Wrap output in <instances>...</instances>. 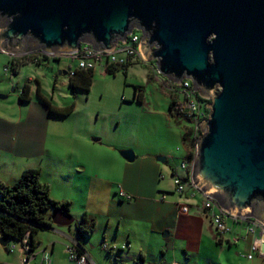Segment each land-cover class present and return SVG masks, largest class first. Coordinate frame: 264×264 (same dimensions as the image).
Listing matches in <instances>:
<instances>
[{"label": "water", "instance_id": "95a60500", "mask_svg": "<svg viewBox=\"0 0 264 264\" xmlns=\"http://www.w3.org/2000/svg\"><path fill=\"white\" fill-rule=\"evenodd\" d=\"M134 31L145 62L169 82L190 79L212 101L200 125L195 186L230 216L264 225V0H0V51L13 58L71 57L82 45L112 52ZM119 153L136 161L132 150ZM51 221L75 226V244L87 252L82 242L93 233L80 237L61 210ZM30 245L35 260L42 243Z\"/></svg>", "mask_w": 264, "mask_h": 264}, {"label": "crops", "instance_id": "0c3cea01", "mask_svg": "<svg viewBox=\"0 0 264 264\" xmlns=\"http://www.w3.org/2000/svg\"><path fill=\"white\" fill-rule=\"evenodd\" d=\"M13 59L16 58L10 57L9 63ZM139 65L143 67L142 64ZM56 72L51 76L52 94L44 86V79L48 80L44 72H42L44 79L42 75L28 79L26 83L31 87V100L27 103L20 101L24 86L11 91L13 81L0 83V95L5 96L4 99L0 98V154H9L18 147L13 149L7 144V141L10 142L9 137L18 135L24 139L26 148L30 150L26 153L38 156V151L35 149L37 146L33 141V132L38 129L48 131L47 128L51 122L63 121L73 115L75 109L66 117L52 114L44 99L39 95V89H41L42 95L58 109L72 105L71 103L61 104L55 100L56 90L60 88L58 85L61 77H68L70 87L69 76H57ZM10 91L15 93L22 111V115L17 120L15 119L16 122L10 121L6 115L8 107L5 103L11 97ZM135 93L133 100L124 101V104L137 103L138 101L134 100ZM169 108L170 100L167 105V112L170 115ZM94 142L98 147H103L101 146L102 140ZM37 145L42 152L45 148L44 143ZM15 155L18 156V154ZM21 156L28 158L27 155ZM161 157L166 158V163H160L158 161L160 157L136 155L137 164L126 172L121 181L107 182L100 175H91L92 181L88 184L84 195L83 212H78L75 217L76 224H80L84 216L96 221V231L91 235L93 238L90 236L82 242L93 262L111 264L113 260H119V263L123 261V257H126L128 261L135 264H264V256L260 254H257L253 260L242 257L249 254L252 244L261 238L260 230L255 235H249L246 223H235L230 219L228 223L233 228L232 234L218 237L211 222L204 217L200 209L204 194L196 191V196L190 199V194L193 193L190 191L186 195L189 200L177 194L172 179L173 171L176 169L171 166L169 178L162 176L161 165L168 164L169 158ZM184 160H188L187 153ZM0 180L7 185H13L18 181L12 177L11 179L0 177ZM169 182L173 183V189L165 188L164 184ZM182 204L189 205L187 214L180 211L179 205ZM51 214L52 211L49 213L50 217ZM70 215L74 216L71 212ZM52 226L54 229L58 227L53 224ZM75 229L74 226L69 227V230L66 227H60L58 230L50 231L53 232L50 237L38 234L35 242L37 246L42 243V248L36 250L38 255L35 260L46 256L51 264H72L67 257V248L75 244ZM12 242L13 240H10L8 245ZM104 245L111 251L104 249ZM44 249L46 252L43 254ZM182 257L185 259L184 263H181ZM43 258L41 262L35 264H46ZM22 260L21 246L19 248L17 246L14 253H9L7 247L0 244V264H21Z\"/></svg>", "mask_w": 264, "mask_h": 264}, {"label": "rangeland", "instance_id": "374dc122", "mask_svg": "<svg viewBox=\"0 0 264 264\" xmlns=\"http://www.w3.org/2000/svg\"><path fill=\"white\" fill-rule=\"evenodd\" d=\"M138 33L141 36V33ZM9 58V55L0 51V83L13 81L14 85L10 89L13 91L14 88L27 84L31 77L43 76L44 72L48 77L46 81L43 76L44 86L52 94L51 76L54 71L51 68L44 64L39 67L30 63L20 67V72L15 74ZM49 64L57 72L61 69L59 67L74 69L77 66L70 58H62L60 62L51 61ZM7 67L10 68L8 72ZM143 67L133 64L127 72L118 71L115 75H109L106 69L99 65L95 70L94 83L89 93H75L71 86H68V77H61L55 100L61 104H74L75 112L63 121L51 122L48 131L38 129L33 132L38 156L26 153L30 150L26 148L22 137H9V147H18L9 154H0V177L19 180L25 170L42 168L41 181L49 187L52 199L72 203L71 213L75 220V215L83 212L86 188L92 181L90 177L97 174L107 182L121 181L126 172L137 164L125 161L119 153L121 150H132L136 155L145 157H168L169 163L161 165V175L167 178L171 166L178 169L184 159L186 149L182 137L192 126L168 114V90L157 80L158 75L152 73V67ZM150 74L156 75L154 81L149 80ZM137 86L144 87L145 101L141 104H124V101L133 100ZM11 91V97L5 103L8 107L6 115L10 121L16 122L22 111L15 93ZM96 139L102 140L103 147L97 146L94 142ZM41 143L45 145L42 152L37 145ZM21 155H27L28 158ZM169 183L164 184L165 188L173 189V183ZM51 233L53 232L45 229L38 234L50 237L53 235ZM17 246L20 247L19 244ZM67 257L70 261L68 253ZM42 258L35 260L36 262L32 261L33 264L41 262ZM181 259V263H184L185 259ZM118 261L113 260L111 264H135L126 257H123V261Z\"/></svg>", "mask_w": 264, "mask_h": 264}, {"label": "built area", "instance_id": "2783aa9c", "mask_svg": "<svg viewBox=\"0 0 264 264\" xmlns=\"http://www.w3.org/2000/svg\"><path fill=\"white\" fill-rule=\"evenodd\" d=\"M138 32L139 31H134L129 36L127 42L120 43L112 52H99L94 50V48L90 45H82L80 51L71 57L76 60L77 69L79 70L95 71L99 65L106 69L111 66L120 67L130 66L133 64H143L145 61L140 51L142 36H140ZM9 69L10 68L7 67L6 71L8 72ZM153 70H155L154 72H156V74L160 75L156 66ZM166 82L169 84L170 90L177 95L175 109L178 114V118L188 122L192 126L190 130L194 133L197 151L198 140L203 135V130L200 125L209 119L211 110L210 107H208V104L210 106L212 101L209 98L201 96L199 91H195L193 82L190 79H184L179 84L169 82L168 80ZM193 161L194 159L182 161L179 168L174 170L172 174L175 192L181 196L187 197L186 195H188L190 191H193V193L190 194V199L196 196V191L200 192L193 181ZM189 198L187 197L186 199L189 200ZM189 208V205H179V209L183 214H187L189 212ZM200 209L202 210L204 217L211 222L218 237L232 234L233 228L228 223L230 219L234 220L235 223H246L248 225L247 233L249 235H255L256 232L260 230L261 238L257 239L252 244L250 253L243 255L242 257L248 260H253L257 254L264 256V225L262 223L255 220H242L238 217L230 216L221 209L215 200L208 198L205 195L200 205ZM12 243L13 244L7 245L8 252L14 253L16 251L17 244H19L23 254L22 264H30L33 259L32 254H30V236L27 235V237L21 242L13 241ZM79 250L80 249L76 246V244L67 248V253L69 254L70 261L73 264H95L87 252L83 251V253H80ZM43 262L51 264V261L46 256H44Z\"/></svg>", "mask_w": 264, "mask_h": 264}, {"label": "trees", "instance_id": "16d2710c", "mask_svg": "<svg viewBox=\"0 0 264 264\" xmlns=\"http://www.w3.org/2000/svg\"><path fill=\"white\" fill-rule=\"evenodd\" d=\"M32 56H27L24 59H13L12 67L15 69V74H18L20 67L26 65L32 60ZM130 66H111L106 68V73L115 75L118 71L127 72ZM95 73L93 70H78L71 78L70 86L77 93L83 91L89 93L94 83ZM156 76L149 75V80L154 81ZM163 88L168 90L170 98L169 113L173 118H178L175 109L177 103V95L170 90L167 82L162 84ZM136 92L138 95L136 101L144 102V87L137 86ZM30 87L25 85L23 92L20 95L22 103L30 102ZM39 95L44 99V102L49 106L50 112L56 116L66 117L73 113L75 105L72 104L66 108L58 109L46 99L39 89ZM182 142L185 146L188 160H193L196 154L195 137L192 130H187ZM72 203L68 201H56L52 199L50 189L41 181V171L39 169L25 170L20 179L13 185H7L0 181V235L10 240L21 242L27 235L30 236V241L36 245L35 237L40 231L52 227V221L49 213L51 211L61 210L70 214ZM96 231V221L84 216L77 226V233L80 237ZM83 253V250H79Z\"/></svg>", "mask_w": 264, "mask_h": 264}, {"label": "flooded vegetation", "instance_id": "af4514ba", "mask_svg": "<svg viewBox=\"0 0 264 264\" xmlns=\"http://www.w3.org/2000/svg\"><path fill=\"white\" fill-rule=\"evenodd\" d=\"M29 56H32L33 58H32V60L29 62V63H27V64H30V63H34V64H37L38 66L39 65H41V64H44V65H46L47 66V68H51L52 69V71H54V72H56V69L55 68H53L49 63L51 62V61H55V62H60L61 60H62V58H70V59H72L74 62H76V60L75 59H73L72 57H70V56H46V55H43V54H41V53H37V54H33V55H29ZM25 57H27V56H24V57H21L22 59H24ZM21 58H16V59H21ZM77 63V62H76ZM26 64V65H27ZM48 64V65H47ZM143 66H150V67H152L151 68V71H152V73H154V74H156V72H154L155 70H153L154 69V67H155V64L154 63H147V62H144L143 64H142ZM25 66V65H24ZM79 69H77V66L74 68V69H67V68H63V67H61V69H59V71L58 72H56V75L58 76V75H66V76H69V78H70V82H71V78L74 76V74L78 71ZM55 75V76H56ZM156 75H158V74H156ZM155 75V76H156ZM158 79L157 80H160V82L163 84L164 82H166L167 80L163 77V76H161V75H158V77H157ZM26 85V84H25ZM24 85V86H25ZM27 85H29L28 83H27ZM30 87V86H29ZM24 88V87H23ZM30 90H31V87H30ZM22 92H23V89H22ZM22 92H21V94H22ZM135 92H136V90H135ZM137 95H138V92H136L135 93V98H134V100H137L136 99V97H137ZM49 107V106H48Z\"/></svg>", "mask_w": 264, "mask_h": 264}]
</instances>
